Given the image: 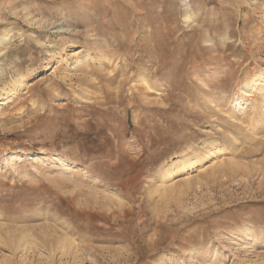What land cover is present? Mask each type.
I'll return each instance as SVG.
<instances>
[{
  "label": "rangeland",
  "instance_id": "1",
  "mask_svg": "<svg viewBox=\"0 0 264 264\" xmlns=\"http://www.w3.org/2000/svg\"><path fill=\"white\" fill-rule=\"evenodd\" d=\"M4 36L0 264H264V0H0Z\"/></svg>",
  "mask_w": 264,
  "mask_h": 264
},
{
  "label": "bare ground",
  "instance_id": "2",
  "mask_svg": "<svg viewBox=\"0 0 264 264\" xmlns=\"http://www.w3.org/2000/svg\"><path fill=\"white\" fill-rule=\"evenodd\" d=\"M188 19H190V18H187V20ZM6 40H7V38L4 36V38H2L0 40V45H4L5 44L4 42H6ZM139 80H141V82L144 83V84H148V81H147V79L144 76L141 77ZM148 88H150V86H148ZM251 90H252V88H250L248 90V93H251ZM222 150H223V148L216 147L214 150H210V151L208 150L207 153H208V155L219 154L220 152H222ZM180 160H182V159H180ZM199 162H201V160ZM194 163H195V161H194ZM191 164H193V163H191L190 160H183L182 162H180L179 164H177V166L174 167L173 169H167V170H165L162 173V175H161V179H160L161 180V183H165L167 180H171L178 173V171H180L181 169H184V168L190 166ZM22 239H25V236H22L20 238L21 241H22ZM59 246H60L61 249L68 248V247L72 246V242H70L68 240V238L65 236V237L61 238V240L59 242Z\"/></svg>",
  "mask_w": 264,
  "mask_h": 264
}]
</instances>
